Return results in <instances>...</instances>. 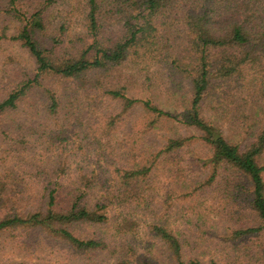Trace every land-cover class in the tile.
<instances>
[{
    "label": "trees",
    "instance_id": "obj_1",
    "mask_svg": "<svg viewBox=\"0 0 264 264\" xmlns=\"http://www.w3.org/2000/svg\"><path fill=\"white\" fill-rule=\"evenodd\" d=\"M0 5L19 24L11 34L0 30V40L33 67L15 85L0 82L3 151L26 152L2 162L0 235L40 231L85 261L106 253L109 264H264V0ZM55 7L80 13L82 34H68L73 22L50 13ZM184 81L187 95L179 92ZM166 90L184 101L180 112L154 100ZM135 112L142 116L133 122ZM166 124L199 137L167 136ZM193 140L211 150L203 184L184 179L178 163ZM38 152L50 160L47 169L25 158ZM81 155L86 165L72 167ZM164 164L184 176L177 193L202 199L215 189L227 215L241 211L238 222L206 243L201 230L189 231L194 218L183 207L176 214L187 224L174 227L171 210L153 209ZM110 224L112 237L104 231Z\"/></svg>",
    "mask_w": 264,
    "mask_h": 264
},
{
    "label": "rangeland",
    "instance_id": "obj_2",
    "mask_svg": "<svg viewBox=\"0 0 264 264\" xmlns=\"http://www.w3.org/2000/svg\"><path fill=\"white\" fill-rule=\"evenodd\" d=\"M70 4H77L78 0H68ZM4 7L0 5V30L7 31V34H11L16 27L18 28L19 24L15 23L13 20L8 18L3 11ZM70 11V10H69ZM69 11L62 10L61 7H55L50 10V13H55L59 16V13H62L65 17H69L70 21L73 22L71 25L68 34H82L83 31L82 26L79 23H75L74 20L80 17V13L77 14H67ZM56 17L55 22L60 21L62 18ZM1 36V35H0ZM12 57H16L17 59L14 61L11 59ZM33 70L32 61L27 57L26 53L23 50H20L14 45L9 43H4L0 40V82L9 83L12 81V84H17L18 81L25 78L28 73H31ZM12 78V80H11ZM182 89V95H187L188 84L186 81L182 82L179 85ZM178 88V87H177ZM180 88H178L179 90ZM172 95V91L166 90L161 91L159 95H155V101H157L164 110H168L174 113H178L182 110L184 106V101L180 102L175 99ZM23 116V115H21ZM140 115L138 112H135L133 115L132 121L134 122ZM25 122L26 118L21 117ZM162 130L167 136L172 137H199V133L194 128L185 127L183 125H164ZM79 144V141H77ZM23 146L17 145L14 152V149L9 151L5 147V143L0 141V172L3 170L2 162L4 160H15L17 157L20 159L23 158V154H26L23 149ZM9 152V153H8ZM16 154V155H14ZM211 155V150L203 144L200 140H193L182 152V158L178 163H183L185 178L181 175H174L175 173H169L168 164H164L160 166L157 170V175L159 180L162 181L161 190L156 194V205L153 207L155 211L161 210L162 212L166 210L172 211V222L174 227L181 228L187 224V221L184 218H180L179 215L176 214V210L180 208H185L188 210V215L194 218L192 224L188 225L189 231L192 230L194 232H201L209 237V240L206 243H212L215 238L213 233H224V231L229 228L232 224L235 223V220L240 219L242 216L241 211H237V214L227 215L224 211L223 207H219L220 204V193L218 194L215 189L210 190L205 198H193L191 193H177L176 188L181 189L177 186V181L191 178L195 181H198L200 184L204 183L206 179H208L210 169L204 166V160ZM8 158V159H7ZM28 162L31 163L32 167L35 164L40 162L44 163V167L47 169L50 165V160L48 157L39 158V152L36 155L25 157ZM89 156H79L78 158L71 159L72 167L75 166L76 162H81L83 165H86ZM90 158H94V156H90ZM90 164V162L88 163ZM93 166V165H90ZM72 175V174H71ZM70 175V176H71ZM178 189V190H179ZM22 207L25 209H31V204H24ZM177 208V209H176ZM191 211V214L189 213ZM199 212L202 214V219L200 221L196 220L194 217L195 212ZM23 212V211H20ZM236 212V210L232 211V213ZM110 216L112 218V210L110 211ZM175 213V215H174ZM114 214V213H113ZM150 214V213H147ZM116 214H114L115 216ZM185 215V214H182ZM236 222V223H237ZM96 228H88L85 227L83 229L86 234L93 232ZM21 231V232H20ZM20 231H9L2 235H0V264H109L111 259H109L106 253H100L95 256H92L90 260L85 261V257L74 254L70 249H68L63 243L56 242L50 239L48 236H45L44 233L40 231L33 230H20ZM24 231V232H23ZM104 231L111 235L113 232V226L107 225L104 227ZM144 230H142V234ZM24 238V239H23ZM210 244H203L201 247L208 252L211 253ZM212 256V253L211 255ZM204 258V257H203ZM207 258H209L207 256Z\"/></svg>",
    "mask_w": 264,
    "mask_h": 264
}]
</instances>
